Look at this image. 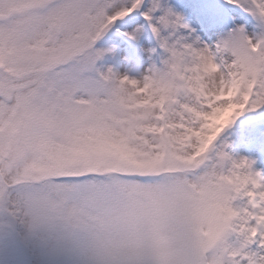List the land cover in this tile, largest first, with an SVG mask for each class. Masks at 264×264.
Here are the masks:
<instances>
[{
    "label": "snow or ice",
    "instance_id": "snow-or-ice-1",
    "mask_svg": "<svg viewBox=\"0 0 264 264\" xmlns=\"http://www.w3.org/2000/svg\"><path fill=\"white\" fill-rule=\"evenodd\" d=\"M238 148L264 156V0H0V211L64 264H264Z\"/></svg>",
    "mask_w": 264,
    "mask_h": 264
},
{
    "label": "rangeland",
    "instance_id": "rangeland-1",
    "mask_svg": "<svg viewBox=\"0 0 264 264\" xmlns=\"http://www.w3.org/2000/svg\"><path fill=\"white\" fill-rule=\"evenodd\" d=\"M236 154L255 160L254 167L264 169V156L258 149L238 148ZM56 244V234L47 228L29 229L20 218L0 211V264H64L55 252Z\"/></svg>",
    "mask_w": 264,
    "mask_h": 264
}]
</instances>
